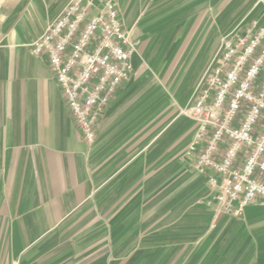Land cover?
I'll list each match as a JSON object with an SVG mask.
<instances>
[{"label": "crops", "instance_id": "1", "mask_svg": "<svg viewBox=\"0 0 264 264\" xmlns=\"http://www.w3.org/2000/svg\"><path fill=\"white\" fill-rule=\"evenodd\" d=\"M71 0H0V264H264V206H208L183 110L264 0H116L134 72L88 144L31 44Z\"/></svg>", "mask_w": 264, "mask_h": 264}, {"label": "built area", "instance_id": "2", "mask_svg": "<svg viewBox=\"0 0 264 264\" xmlns=\"http://www.w3.org/2000/svg\"><path fill=\"white\" fill-rule=\"evenodd\" d=\"M138 45L123 28L116 0H71L31 44L35 56L48 58L88 144L131 79ZM183 115L197 126L188 156L207 179V205L237 218L249 205L264 206V21L223 38Z\"/></svg>", "mask_w": 264, "mask_h": 264}]
</instances>
